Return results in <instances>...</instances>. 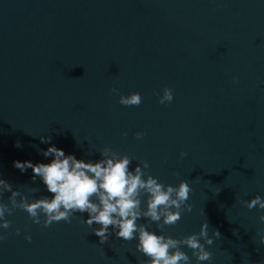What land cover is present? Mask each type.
Listing matches in <instances>:
<instances>
[{
	"label": "water",
	"instance_id": "water-1",
	"mask_svg": "<svg viewBox=\"0 0 264 264\" xmlns=\"http://www.w3.org/2000/svg\"><path fill=\"white\" fill-rule=\"evenodd\" d=\"M165 86L173 100L160 104ZM111 87L142 101L121 105ZM40 135L77 158H99L85 155L90 141L146 160L159 181L186 180L192 211L165 233L179 238L205 220L220 233L205 264H264V209L240 203L264 198V0H0V178L26 195L40 187L34 198L47 193L12 161L46 163ZM5 218L0 264L145 260L135 241L100 244L75 216L47 227L19 208Z\"/></svg>",
	"mask_w": 264,
	"mask_h": 264
},
{
	"label": "clouds",
	"instance_id": "clouds-1",
	"mask_svg": "<svg viewBox=\"0 0 264 264\" xmlns=\"http://www.w3.org/2000/svg\"><path fill=\"white\" fill-rule=\"evenodd\" d=\"M232 81L234 84L239 83L236 76L232 77ZM109 91L117 95L121 105L136 106L142 101L140 93L136 91L127 95L115 87ZM172 100V89L163 87L157 102L166 104ZM122 135L127 136V132H122ZM134 136L142 139L143 132L137 131ZM51 139L50 136H39L40 143L47 147L37 148V151L44 158L50 157L46 163L12 161L13 167L21 173L31 169L30 179L33 182L39 180L47 195L34 198L33 193L39 192L40 187L28 186L26 192L31 195H26L25 191L14 188L11 183L0 178V197L5 192L10 193L7 203L0 200V230L9 228L10 221L5 217L17 208L24 210L33 224L43 227L61 220L70 222L75 216L91 229L100 244L112 235L124 242L135 241V250L145 257L141 264H205L211 261L212 253L206 245H212L213 238H219L220 233L212 229L209 235V226L205 220L200 223L198 231L179 238L165 233V226L174 225L181 218L182 212L192 211V205L187 202L191 187L186 180L180 179L175 185L159 181L147 172L149 164L146 160H136L108 146L97 149L90 141L78 139L75 135L77 146L84 140L88 141L86 156L91 157L94 150L99 153V158L83 159L71 152L66 154L62 148L51 143ZM14 147L20 148L22 145L16 141ZM185 156L184 151L179 153L180 158ZM133 160L138 163L130 169ZM240 203L248 209H264V198L259 194L241 200ZM77 213H87V216ZM142 219L143 223L140 222ZM258 219L264 225V214ZM153 224L155 230L152 229ZM14 231L20 234L19 228ZM5 236L6 232L0 231V241ZM24 239L30 241L31 237L25 233ZM258 242L264 245V226L258 229ZM181 246L190 249L191 256Z\"/></svg>",
	"mask_w": 264,
	"mask_h": 264
}]
</instances>
